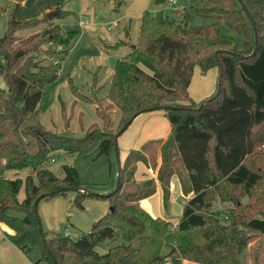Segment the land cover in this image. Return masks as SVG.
Masks as SVG:
<instances>
[{"label":"trees","instance_id":"trees-1","mask_svg":"<svg viewBox=\"0 0 264 264\" xmlns=\"http://www.w3.org/2000/svg\"><path fill=\"white\" fill-rule=\"evenodd\" d=\"M187 1L188 6L180 12L182 23L142 12L135 43H128L129 51L115 60L107 104L80 94L96 105L105 126L111 124L110 109L117 107V130L113 134L93 124L82 137L54 133L38 121L43 90L57 79L60 67L58 62L42 64L38 51L44 41L68 46L76 32L57 24L43 33L17 38L18 30L41 19L18 18L22 1L15 2L8 28L0 37V76L4 81V87L0 86V221L13 231L5 237L24 254L39 247L40 260L47 264H165L166 255L170 264H181L182 259L196 264H242L247 231L264 236V214L243 216L231 211L220 216L210 210V191L221 181L249 193L264 180L248 163L257 146L254 130L264 128V0ZM191 13L220 20L244 37L251 31L257 42L250 49L246 40L240 43L223 34L218 21L189 25ZM50 18L44 14L42 19ZM118 45L125 44L120 40ZM196 66L201 72L217 67L220 81L214 92L199 101L188 94ZM154 110H163L170 123L157 170L163 206L169 202L173 174L179 177L184 195L193 193L183 203L174 225L140 204L156 190L153 179L143 181L136 191L123 190L136 163L145 160L141 150L130 151L123 164H118V185L106 194L88 191L73 166H63L62 179L46 167L55 151L75 153L93 141H98V154H118L115 135L138 114ZM25 169L24 178L6 176L8 171ZM22 187L24 199L19 201ZM66 190L74 191L73 203L80 209L85 198L107 200L111 208L75 240L48 235L42 228L40 232L33 209L36 199L64 195ZM115 236L124 242L102 254L95 250L98 243ZM164 247L168 249L165 255Z\"/></svg>","mask_w":264,"mask_h":264},{"label":"rangeland","instance_id":"rangeland-1","mask_svg":"<svg viewBox=\"0 0 264 264\" xmlns=\"http://www.w3.org/2000/svg\"><path fill=\"white\" fill-rule=\"evenodd\" d=\"M38 1L45 0H25L17 12L18 18L38 17L41 19L32 26L18 30L15 33L17 38L43 33L46 29L50 30L57 24L61 29L76 32L68 46L54 45L44 41L38 51L37 58L42 64H55L56 62L60 64L57 79L47 84L43 90L38 111L39 123L49 131L70 137H82L93 124H96L99 130L114 134L120 118L119 109L115 106L110 109L111 124L105 126L96 113V105L82 97H97L101 100L102 105L107 104L109 75L113 71L116 58L129 51L128 43H135L139 33L140 17L144 10L152 13L157 19L169 17L182 23L180 12L183 7L188 6V1L164 0L163 3L156 4L153 0H121L120 3H116L114 0H60L59 7L50 8V10H59V16H53L49 20L42 19L48 11L42 9L39 15L35 13L34 5ZM15 2V0H0V37L8 28L9 20L16 6ZM79 21L83 22L82 26ZM214 21L219 22L223 34L237 38L240 43L246 40L251 49L254 42L251 31L244 37L242 32H236L220 20L203 18L194 13H191L188 24L203 25ZM119 40H123L125 45L117 46L116 42ZM63 49H66L65 54H62ZM47 51L52 52L47 54ZM205 83L215 91L218 83L217 67L206 72H201L197 66L194 67L188 89L191 100L199 98L197 96L203 92ZM0 86L4 87L1 76ZM183 103L188 104L189 102ZM254 134L257 146L249 157L248 163L252 169L259 171L264 176V128L255 129ZM154 147L150 146L143 150L144 163L148 169L152 168V170L156 162ZM119 151L118 147V154L114 151L109 155L98 154V141H93L75 153L64 150L55 151L51 156L53 161L49 160L46 167L55 176L62 179L64 177L63 166H73L78 171L79 180L88 191L106 194L116 188L118 161L123 164L125 160L124 158L121 161ZM27 173L26 169L8 171L6 176L24 178ZM141 183L136 182L133 176L124 184L123 190L127 193L136 191L140 188ZM155 193L156 190L150 196ZM210 194V210L219 212L220 216L222 213L231 211L236 214L241 213L243 216L264 214V180L249 193H244L242 187H232L221 181L214 191H210ZM74 196L73 190H66L64 195L41 199L38 202L36 215L42 230L48 235H63L66 230L67 236L75 240L110 209L107 200L95 198H85L83 208L80 209L73 203ZM23 199L24 189L22 187L18 193V200ZM187 200L188 195H184L183 192L177 194L174 191L171 194L170 191L168 205L166 208L161 206V214L153 213L155 211L151 213L170 220L174 225V221L181 216L183 203ZM11 212L16 216L23 215L21 212ZM222 220L225 223L230 221V219ZM247 235L249 239L242 264H264V236L253 231H247ZM123 242L121 237L115 236L114 240L106 239L98 243L95 250L102 254L110 246ZM167 252L168 249L164 247L162 254L165 255ZM23 258L32 264H47L46 261L40 260L39 247L33 248ZM164 263H171L169 256H165ZM181 264H193V261L182 259Z\"/></svg>","mask_w":264,"mask_h":264},{"label":"crops","instance_id":"crops-1","mask_svg":"<svg viewBox=\"0 0 264 264\" xmlns=\"http://www.w3.org/2000/svg\"><path fill=\"white\" fill-rule=\"evenodd\" d=\"M21 1L22 4H24L25 0H21ZM60 3H61L60 0L38 1L34 5V7L36 8L35 13L39 15L42 9H44V11H49L50 8H52L54 5ZM111 74L109 75V77L111 76ZM204 85L205 86L203 92H201V94L197 96L199 98H195L194 101H199L207 97L214 91L212 90L213 88H210V86L207 85L206 83ZM169 134H170V123L164 111L154 110V111H147L138 114L136 117L132 119V121L126 127V129L117 137V146L120 149L119 152L121 155V161L124 158H126L127 154L132 150L143 151L150 146H155L154 150L156 152L155 153L156 162H155V166H153V170L152 168L148 169L143 161H138L136 163V168L133 173L134 180L138 183L143 182L147 179H153L155 181V185H156L155 195L149 196L146 199L140 201L141 206L145 210H147L150 214H152L151 213L152 211H155L153 212L155 214L156 213L161 214L162 211L161 206L163 205V196H162L163 193H162V188L157 179V170L161 164V146L163 145L164 142H166V140L169 137ZM180 184L181 183L179 177L176 174H173L170 177L171 194L174 191H176L177 194L182 192V188ZM192 195L193 193L188 194V199L192 197ZM157 205H159V207H157ZM155 217H159V216L155 215ZM178 220L179 219L175 220L174 222L177 223ZM7 233H13V231L5 223L0 221V264H28V262L30 261L25 260L23 258V256H25L26 254H24L19 248H17L5 237V234Z\"/></svg>","mask_w":264,"mask_h":264},{"label":"water","instance_id":"water-1","mask_svg":"<svg viewBox=\"0 0 264 264\" xmlns=\"http://www.w3.org/2000/svg\"><path fill=\"white\" fill-rule=\"evenodd\" d=\"M16 2H21V0H15ZM114 1H116V3H120V1L121 0H114ZM57 12H58V10L57 9H54V10H50V11H48L47 13H46V17L47 18H50V17H52V16H54V15H56L57 14ZM254 41H255V43L257 42V36L255 35V38H254ZM255 47H256V45H254V50H255ZM254 50H253V52H254ZM219 76H220V73H219ZM218 86H219V84H220V81L218 80ZM121 133V131H119L116 135H115V137H114V139L115 140H117V137H118V135ZM117 149V146L115 145V150ZM116 153H117V151H116ZM118 164H120V162L118 161ZM118 181H119V172H118V179H117V185H118ZM117 185H116V187H117ZM37 202H38V199H36V201L34 202V205H33V209H34V212H35V214H36V204H37ZM111 209V208H110ZM38 227H39V231L41 232V226H40V222H39V220H38Z\"/></svg>","mask_w":264,"mask_h":264},{"label":"built area","instance_id":"built-area-1","mask_svg":"<svg viewBox=\"0 0 264 264\" xmlns=\"http://www.w3.org/2000/svg\"><path fill=\"white\" fill-rule=\"evenodd\" d=\"M86 21H87V19H86ZM80 23V25L82 26L83 25V22L82 21H79ZM51 160L53 161V158H51ZM63 235H65V236H67L68 235V233H67V231L65 230V232H64V234ZM28 264H32L31 262H28Z\"/></svg>","mask_w":264,"mask_h":264}]
</instances>
